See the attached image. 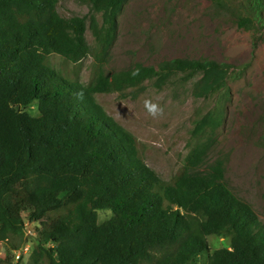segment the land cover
Returning <instances> with one entry per match:
<instances>
[{"label":"trees","instance_id":"16d2710c","mask_svg":"<svg viewBox=\"0 0 264 264\" xmlns=\"http://www.w3.org/2000/svg\"><path fill=\"white\" fill-rule=\"evenodd\" d=\"M84 1L103 13L105 28L93 16L88 25L85 17L61 16L57 0H0V241L28 221L40 227L31 255L38 264L43 254L50 264H193L209 252L208 235L228 233L230 247L214 250L206 264H264V221L227 186L222 159L206 164L212 137H203L219 116L195 125L167 184L147 165L143 143L94 98L182 72L200 75L193 93L205 97L225 86L231 66L171 58L99 73L89 86L70 81L50 67L49 54L92 55L100 64L127 0ZM247 2L248 16L236 23L260 31L264 0ZM33 102L37 116L25 109ZM99 209L112 213L100 224Z\"/></svg>","mask_w":264,"mask_h":264},{"label":"rangeland","instance_id":"374dc122","mask_svg":"<svg viewBox=\"0 0 264 264\" xmlns=\"http://www.w3.org/2000/svg\"><path fill=\"white\" fill-rule=\"evenodd\" d=\"M57 10L65 18L85 17L87 25L93 16L100 27L107 26L103 13L84 0H57ZM243 16H248L247 0H127L104 61L97 64L92 55L72 60L51 52L48 63L68 80L85 86L99 73L110 76L136 64L157 65L171 58L228 63L231 74L225 86L205 97L193 93L200 75L182 72L159 85L154 76L140 87L95 93L94 98L108 116L143 143L147 165L167 184L174 182L182 166L195 125L206 116H219V126L207 128L203 137H212L206 164L222 159L227 186L264 221V28L240 27L236 20ZM85 37L95 46L89 28ZM146 101L156 106L155 115ZM25 109L38 115L36 102ZM111 214L109 209L97 210L98 223ZM39 229L37 223L26 221L21 232L0 241V261L38 264L31 255L39 244ZM230 239L228 233L208 235L209 252L193 264H206L214 250L230 247ZM41 263L50 264L46 254Z\"/></svg>","mask_w":264,"mask_h":264},{"label":"clouds","instance_id":"9594fccd","mask_svg":"<svg viewBox=\"0 0 264 264\" xmlns=\"http://www.w3.org/2000/svg\"><path fill=\"white\" fill-rule=\"evenodd\" d=\"M146 104V107H148V110L151 114L155 115V109H156V106L155 105H152L150 104L149 102H145Z\"/></svg>","mask_w":264,"mask_h":264},{"label":"built area","instance_id":"2783aa9c","mask_svg":"<svg viewBox=\"0 0 264 264\" xmlns=\"http://www.w3.org/2000/svg\"><path fill=\"white\" fill-rule=\"evenodd\" d=\"M27 248L24 249V251H26ZM20 257L19 253L16 255V258L18 259Z\"/></svg>","mask_w":264,"mask_h":264}]
</instances>
